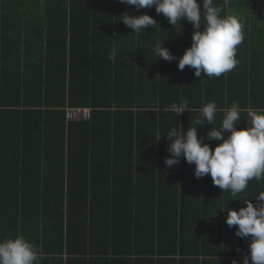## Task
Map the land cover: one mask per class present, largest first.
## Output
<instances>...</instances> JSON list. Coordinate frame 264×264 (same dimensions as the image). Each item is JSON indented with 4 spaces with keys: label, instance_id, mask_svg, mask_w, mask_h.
Returning <instances> with one entry per match:
<instances>
[{
    "label": "trees",
    "instance_id": "16d2710c",
    "mask_svg": "<svg viewBox=\"0 0 264 264\" xmlns=\"http://www.w3.org/2000/svg\"><path fill=\"white\" fill-rule=\"evenodd\" d=\"M41 1L0 3L5 19L29 12L48 19L19 40L0 32V241L24 236L38 264H243L251 237H237L226 212L246 199L255 204L264 180L234 196L210 175L195 178L183 157L168 168L165 136L192 127L206 137L234 101L264 109V69L244 59L261 61L264 30L237 46L233 70L198 78L154 53L165 42L183 56L194 32L186 19L174 26L155 7L119 0ZM215 3L227 14L224 0ZM125 13L158 25L132 33L121 23ZM184 100L191 112L167 110ZM212 101L214 125L197 124ZM77 107L91 108L92 120L69 123L66 109ZM238 124H250L246 111Z\"/></svg>",
    "mask_w": 264,
    "mask_h": 264
},
{
    "label": "clouds",
    "instance_id": "9594fccd",
    "mask_svg": "<svg viewBox=\"0 0 264 264\" xmlns=\"http://www.w3.org/2000/svg\"><path fill=\"white\" fill-rule=\"evenodd\" d=\"M121 4L132 6L136 10L155 7L156 13L163 14L171 25L185 19L193 25L192 44L182 57H174L163 44L154 47L157 59L168 62L178 60L179 70L186 66L195 70V77H220L235 68L237 46L244 39L241 18L234 14H224V8L215 0H119ZM227 4L228 0H224ZM121 23L132 30V33L153 29L157 21L148 14L134 16L129 13L121 15ZM203 16V23L202 21ZM204 30L200 31L201 26ZM115 52L109 57L114 58ZM169 111L178 115L190 111L188 101L179 105L172 104ZM201 125L205 120L214 125L217 105L214 101L206 103L201 109ZM224 113L221 127L214 126L206 137L198 136V128L189 127L184 131L180 127L172 128L165 137L169 140L170 157L164 163L168 168L180 162L183 157L190 165H195L194 176L197 179L210 175L214 186L223 191H231L235 196L244 193L249 181L264 180V109H241L239 102L234 101L230 108L221 109ZM246 111L250 124L237 129L241 112ZM225 132L230 133L225 138ZM208 141H216L213 149ZM244 200L246 207L239 211L228 208L226 224L228 227L238 226L236 236L251 237L249 252L243 257V264H264V191L255 199ZM0 264H38L36 247L24 236L6 238L0 241ZM233 264H240L233 261Z\"/></svg>",
    "mask_w": 264,
    "mask_h": 264
},
{
    "label": "crops",
    "instance_id": "0c3cea01",
    "mask_svg": "<svg viewBox=\"0 0 264 264\" xmlns=\"http://www.w3.org/2000/svg\"><path fill=\"white\" fill-rule=\"evenodd\" d=\"M44 1L46 2V0L41 1L42 5L45 3ZM2 2H10L13 7L16 6L17 8H20L21 0H0V3ZM227 5V14H234L241 18L244 37H250L252 35L259 37L262 35L261 30H264V0H228ZM12 15L13 16L10 18L5 19L6 15L0 12V32L6 31V33H13V35L18 37V40L24 38L26 33L30 34L32 30L33 33H35L37 28L39 30L37 24H41L43 20H48L43 12L14 13ZM21 17H24L23 20H28L29 24L27 25V28L25 22H19ZM33 37L34 34H32L31 38ZM244 59L247 60L248 67L255 65L258 66V68L264 69V56L262 59L260 58L261 61H256L251 55H248ZM258 64L261 65L259 66ZM239 79H241V77Z\"/></svg>",
    "mask_w": 264,
    "mask_h": 264
},
{
    "label": "built area",
    "instance_id": "2783aa9c",
    "mask_svg": "<svg viewBox=\"0 0 264 264\" xmlns=\"http://www.w3.org/2000/svg\"><path fill=\"white\" fill-rule=\"evenodd\" d=\"M93 110L91 108H67L66 117L71 122H90L92 120Z\"/></svg>",
    "mask_w": 264,
    "mask_h": 264
}]
</instances>
